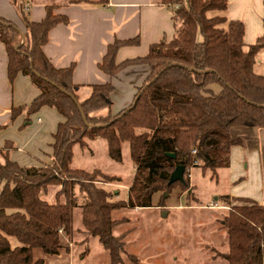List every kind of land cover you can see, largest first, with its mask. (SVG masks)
Wrapping results in <instances>:
<instances>
[{"label": "trees", "instance_id": "obj_1", "mask_svg": "<svg viewBox=\"0 0 264 264\" xmlns=\"http://www.w3.org/2000/svg\"><path fill=\"white\" fill-rule=\"evenodd\" d=\"M156 2L171 9L174 38L151 45L146 56L121 63H117L119 50L138 46L140 40L138 36L116 38L98 64L110 80L90 85L91 93L84 100L76 93V63L57 68L44 53L50 33L69 23L67 16L57 14L60 6H47L40 22L25 15L28 33L21 45L19 29L0 17L10 82L22 74L40 92L30 105L13 107L11 118L24 114L25 127L33 115L48 107L64 119L54 134L51 164L22 167L10 159V144L0 151L5 159L0 161V264H45L44 259L34 258L35 249L60 256L61 235L73 234L77 207L82 208L85 231L109 253V264H124L128 233L114 236V229L124 223L113 218L114 211L153 208L158 194L170 195L178 188L189 191L190 172L195 168L209 170L216 178L218 170L229 168L232 147L241 143L231 131L264 129V75L254 70L264 50V35L247 45L242 20L209 16L227 11L229 0ZM139 66H147L150 74L132 104L116 115L93 116L113 105L112 81L126 68ZM97 139L107 142L109 157L117 163L123 160V144L130 145L135 175L126 201L113 202L112 195L97 185L118 182L119 177L100 169L87 172L72 167L74 148L84 149L88 141ZM177 166L186 169L184 181L170 184ZM51 186L61 188L58 195L65 203L43 200L41 194ZM82 194L85 199L80 205ZM222 199L227 207L231 201L236 203L221 221L228 236V253L222 257L227 264H264V206L247 198L226 195ZM156 206L164 205L160 201ZM11 239L16 240L15 246ZM130 259L139 264L137 257Z\"/></svg>", "mask_w": 264, "mask_h": 264}, {"label": "crops", "instance_id": "obj_2", "mask_svg": "<svg viewBox=\"0 0 264 264\" xmlns=\"http://www.w3.org/2000/svg\"><path fill=\"white\" fill-rule=\"evenodd\" d=\"M51 5L60 6L57 14L67 16L69 23L58 26L50 33L44 53L57 68L76 63L73 79L76 93L81 98L90 95V85L110 80L98 64L102 62L107 46L116 38L129 40L138 36L140 40L138 46H126L119 50L117 63H121L146 56L151 45L170 42L176 32L171 9L156 0H0V17L19 29L21 45L28 33L25 15L32 22H40L46 16V7ZM209 16L225 17L229 21L242 20L247 45L264 35V0H229L227 11L209 13ZM254 70L264 75V50L258 54ZM149 74L147 66L123 70L112 81L113 105L93 113V116H107L110 112L116 115L128 108ZM39 94L28 76L20 74L13 83L10 82L8 54L0 39V151L10 144L13 147L10 159L22 167L51 164L54 134L64 121L55 109L48 107L33 115L31 123L25 127L24 114L15 120L11 118L13 107L28 106ZM231 134L241 143L231 149L229 168L217 172L216 178L227 187L224 196L247 198L264 206V129L237 127ZM97 140L88 141L86 148L90 147V142L93 144ZM0 161L5 162L1 154ZM193 170L190 172L192 187Z\"/></svg>", "mask_w": 264, "mask_h": 264}, {"label": "rangeland", "instance_id": "obj_3", "mask_svg": "<svg viewBox=\"0 0 264 264\" xmlns=\"http://www.w3.org/2000/svg\"><path fill=\"white\" fill-rule=\"evenodd\" d=\"M95 143L90 142L86 149L75 147L72 167L87 172L100 168L107 175L119 177L118 182H98L97 185L112 195L113 202L126 201L135 175L129 143L122 146L121 163L111 160L105 140L99 139ZM192 182L193 187L187 192L178 188L170 195H156L154 203L158 205L161 201L164 205L161 208H123L113 212L115 220L124 221L114 229V236L128 233L124 264H135L130 256L137 257L139 264H227L222 254L228 253V236L221 228V221L236 203L231 201L227 207L222 199L227 187L219 178H213L209 170L195 168ZM59 191L60 187L51 186L41 197L50 204L65 203V198L58 195ZM79 199L81 205L84 194L79 195ZM73 226L71 236L61 235L63 250L60 256H49L35 249L34 258L44 259L45 264H109V253L84 229L81 207L74 209ZM11 241L15 246L16 240Z\"/></svg>", "mask_w": 264, "mask_h": 264}, {"label": "water", "instance_id": "obj_4", "mask_svg": "<svg viewBox=\"0 0 264 264\" xmlns=\"http://www.w3.org/2000/svg\"><path fill=\"white\" fill-rule=\"evenodd\" d=\"M68 95L72 96L71 94H68ZM76 103L79 105V103L77 101H76ZM83 118L86 121L84 115H83ZM167 155L170 156V157H175V154H172V153H168ZM185 171H186V169H185L184 166H177L176 169L174 170V172L171 174L170 184L173 183V182H176V181L183 182L184 181Z\"/></svg>", "mask_w": 264, "mask_h": 264}, {"label": "built area", "instance_id": "obj_5", "mask_svg": "<svg viewBox=\"0 0 264 264\" xmlns=\"http://www.w3.org/2000/svg\"><path fill=\"white\" fill-rule=\"evenodd\" d=\"M196 153H197V152H196V150H194V151H193V154L195 155ZM212 207L214 208V206H213V205H212Z\"/></svg>", "mask_w": 264, "mask_h": 264}]
</instances>
